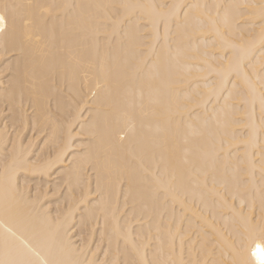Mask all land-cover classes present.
Listing matches in <instances>:
<instances>
[{
    "label": "bare ground",
    "instance_id": "bare-ground-1",
    "mask_svg": "<svg viewBox=\"0 0 264 264\" xmlns=\"http://www.w3.org/2000/svg\"><path fill=\"white\" fill-rule=\"evenodd\" d=\"M4 4L20 7L0 33V261L246 259L264 0Z\"/></svg>",
    "mask_w": 264,
    "mask_h": 264
},
{
    "label": "snow or ice",
    "instance_id": "snow-or-ice-1",
    "mask_svg": "<svg viewBox=\"0 0 264 264\" xmlns=\"http://www.w3.org/2000/svg\"><path fill=\"white\" fill-rule=\"evenodd\" d=\"M18 5L4 4L2 10H0V33L6 32L8 29L9 21L15 20L14 9L18 8ZM82 47L87 46V40L77 41ZM248 226V244H247V258L241 259L237 264H264V218L256 224L255 218L246 220ZM24 248L28 251H34L30 243L23 242ZM0 264H4L0 261ZM13 264H32L29 260H19L13 262ZM45 264H56L55 261H45Z\"/></svg>",
    "mask_w": 264,
    "mask_h": 264
}]
</instances>
